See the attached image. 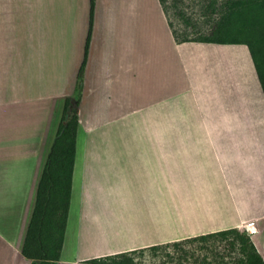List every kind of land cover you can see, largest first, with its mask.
<instances>
[{
	"label": "crops",
	"instance_id": "1",
	"mask_svg": "<svg viewBox=\"0 0 264 264\" xmlns=\"http://www.w3.org/2000/svg\"><path fill=\"white\" fill-rule=\"evenodd\" d=\"M157 3L171 32L170 45L180 61L178 79L182 74L187 77L190 70L182 47L212 45L218 60L222 59L220 45L226 44L180 42L160 0ZM24 5L28 13H20ZM148 5V0H98L81 82L72 197L59 264H98L89 261L229 228L244 230L252 220L258 230L249 235L264 258L260 238L264 233V141L262 144L253 138L264 131V94L254 65L251 83L243 78L238 87L235 81L230 83L242 127L239 133L252 139L253 147H218L213 128L194 96L192 80L183 87L163 76L158 84L153 78L149 81ZM102 6L110 25L103 35ZM21 21L24 24L20 25ZM87 22L90 0H0V105L31 101L39 111L44 108L39 105H51L53 100L69 95L78 84L74 69L79 70L83 61ZM83 30L84 38H79L77 32ZM182 67L186 68L183 73ZM90 70L92 90L87 88ZM235 70L238 72L237 66ZM172 74L175 77L176 71ZM26 88L27 95H16L15 89ZM237 91L244 95H237ZM255 91L257 98L252 95ZM86 103L91 104V110L84 116ZM247 108L251 109L249 116ZM21 111L19 108L11 114L0 106V120H18ZM133 115L139 119L137 124L131 120ZM96 132L102 133L101 137L94 138ZM101 140L107 147H100ZM90 143L94 147H87ZM4 145L5 135L0 133V152ZM4 156L0 154V158ZM101 159L117 167V182L116 194H111L113 197L102 207L105 209L98 211L84 202L82 190L85 193L91 184L86 183V169L92 167L90 172L97 173L92 161ZM0 237V264H28L21 252L25 236L17 244L1 233ZM89 245L93 249L85 250Z\"/></svg>",
	"mask_w": 264,
	"mask_h": 264
},
{
	"label": "rangeland",
	"instance_id": "2",
	"mask_svg": "<svg viewBox=\"0 0 264 264\" xmlns=\"http://www.w3.org/2000/svg\"><path fill=\"white\" fill-rule=\"evenodd\" d=\"M17 1L27 3L30 0ZM225 1L226 0H163L160 1V3L165 11L172 31L175 33V36L181 40L180 42H202L199 41L200 37L207 35L212 29L215 21H217L224 10ZM10 2H13V0H6V3ZM148 4V17L145 21V26L147 27L149 37L147 62L150 67V83L152 82L151 78H153V82L158 84V82H161L158 81V78L163 76L166 77L167 80L173 79L183 87L189 80H192L195 86L194 96L197 97L198 103L201 106L200 108L205 112L213 128L215 133L213 138L217 146L253 147L251 142L252 139L250 140L249 137L242 136V134L239 133L242 127L236 108L237 105L235 106L234 102L235 95L230 88V83L234 81L235 86L238 87L240 85L238 83L242 81V78L244 80L246 78V81L250 83L252 81L250 73L253 62L250 53L247 52L246 46L244 47V45L240 44L220 45L221 49L224 50L220 52L221 60L220 58L218 60L217 52H215L212 45L199 44L197 46L182 47L185 56L189 59L187 64L190 70L188 69L187 71V77L182 74L178 79L179 75L177 74L176 68L181 67V65L180 61L177 62L178 58L173 46L170 45L171 32L166 26L167 20H164L162 11L158 7L157 0H148ZM24 7L25 5L20 7V13H28ZM15 10L19 11L17 8ZM10 11H12V9H10ZM101 16L102 24L100 34L103 35L105 29L110 27L108 21L104 18L103 6L101 8ZM85 19L89 20L87 16H85ZM128 23L125 27H128ZM22 24L24 23L21 21L20 25ZM89 26L90 23L87 22V27L84 29L85 32L89 31ZM81 27L82 25L79 24V28ZM26 28L28 29V25ZM84 30L77 32L79 38H84ZM142 31H144V21ZM93 34L92 32V35ZM58 41L59 39L57 38L56 42L59 43ZM100 41H102V38H100L99 43ZM96 42H98V39ZM51 43L54 44L53 39H51ZM144 64H146L145 61ZM223 64L225 67L226 64L228 65V67H226L228 78L226 77V70ZM183 65L185 67V63H183ZM235 66H237L238 72L235 70ZM78 67L80 70L81 64ZM184 67H182V73L186 69ZM240 68H243V71H241ZM77 69H74V74L77 73L78 75L79 70ZM85 70L86 68L84 72ZM175 71L176 75L174 77L172 73ZM189 73H191V76ZM48 74H51V72H48ZM40 75L44 74L42 73ZM88 76L90 79L89 82H87V88L92 90V70L88 72ZM82 82H84V79H82ZM75 88L70 91V94ZM20 90L15 89V93L18 97L22 95V92L24 95H27L28 88ZM50 91L51 88L49 87L48 92ZM50 93H48V97H50ZM236 94L244 95V93L238 91ZM252 95L257 98L258 93L255 91ZM62 101L63 99H55L51 105H47L46 103L39 105L44 107L43 109H39V111H35L36 107L31 104V101L16 106L14 103H4L0 105L3 108L7 107V109L11 110V114L14 113L15 110H19V108L22 110L21 118L18 120H0V133H4L5 135V145L0 152V154L5 155L3 158H0V233L5 238L13 240L16 244L21 243L25 236L35 204L38 182L49 148L55 136ZM89 101L93 103L92 99H89ZM136 103L137 102H134L133 105ZM118 104L119 103H116L115 106ZM131 107L130 105L127 109ZM81 108L82 106L80 110ZM90 110L91 104L86 103L84 105V116L90 113ZM250 111L251 109L247 108V115L251 113ZM31 112L33 113L30 115ZM106 114L108 115V111ZM261 118H264V107H262L261 110ZM131 120H135L136 124L139 121L135 115H133ZM111 121L115 120H107V122ZM17 124H19L20 127L15 126ZM131 124L134 126L133 122H131ZM263 125L264 123L261 124V126ZM36 131L38 132L36 133ZM94 135V138H98L101 137L102 133L96 132ZM253 138L255 141H264V131H261L259 136H254ZM122 139L125 140L124 137H122ZM12 141H14L15 145H12ZM101 141L102 144L100 147H107L106 141ZM87 147H94V145L90 143ZM95 160L91 161L92 165L98 168L97 173L93 174L90 172L94 171L92 167L86 169L87 177L85 180L86 183L91 181V184L89 185L90 189L86 188L85 193H83L82 190V197L84 202L89 206H95V208H98V211H103L105 208L102 207L113 197L111 194H116V192H113L117 182V167H112L108 159H101L99 162ZM4 163L5 165L3 166ZM94 211L95 210H92V212ZM260 238L262 243H264V233L261 234ZM2 239L3 238L0 237V241ZM222 243H224V241H222ZM216 244H219L217 249L219 248L220 252H226L223 244H221L219 240L216 241ZM79 246L82 249L80 244ZM91 249H93V246L89 245L85 250ZM145 254L146 257L144 256L142 259L141 257H137L138 260L146 263H160L163 258L162 255L153 256L149 251H146Z\"/></svg>",
	"mask_w": 264,
	"mask_h": 264
},
{
	"label": "trees",
	"instance_id": "3",
	"mask_svg": "<svg viewBox=\"0 0 264 264\" xmlns=\"http://www.w3.org/2000/svg\"><path fill=\"white\" fill-rule=\"evenodd\" d=\"M97 6L98 0H90V26L83 61L78 73V84L71 94L63 98L55 136L38 182L35 204L21 248L22 256L28 264H59L61 259L72 197L82 100L81 82L88 60ZM199 41L246 45L264 94V0H226L224 10L214 26L207 35L200 37ZM217 240L223 244L225 253L217 249L219 246L216 244ZM146 251L151 252L153 256L162 255L161 262L146 263L138 260L137 257L142 259ZM89 262L98 264H264V258L251 236L245 230L235 227L93 258Z\"/></svg>",
	"mask_w": 264,
	"mask_h": 264
},
{
	"label": "built area",
	"instance_id": "4",
	"mask_svg": "<svg viewBox=\"0 0 264 264\" xmlns=\"http://www.w3.org/2000/svg\"><path fill=\"white\" fill-rule=\"evenodd\" d=\"M244 230L248 233V234H252L254 232H257L258 228L255 224V221H248L244 227Z\"/></svg>",
	"mask_w": 264,
	"mask_h": 264
},
{
	"label": "bare ground",
	"instance_id": "5",
	"mask_svg": "<svg viewBox=\"0 0 264 264\" xmlns=\"http://www.w3.org/2000/svg\"><path fill=\"white\" fill-rule=\"evenodd\" d=\"M240 79H241V77H240ZM239 80V79H238ZM245 80H247L246 78H245ZM238 84H240V83H238Z\"/></svg>",
	"mask_w": 264,
	"mask_h": 264
}]
</instances>
